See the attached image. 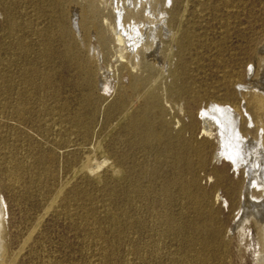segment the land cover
I'll list each match as a JSON object with an SVG mask.
<instances>
[{"label": "rangeland", "instance_id": "obj_1", "mask_svg": "<svg viewBox=\"0 0 264 264\" xmlns=\"http://www.w3.org/2000/svg\"><path fill=\"white\" fill-rule=\"evenodd\" d=\"M11 2L18 35L37 61L29 86L17 64L2 65L9 41L17 50L20 41L8 34ZM73 2L82 0H0L4 264H256L254 229L240 245L235 227L246 173L215 156L219 141L204 136L199 114L211 101L241 103L247 91L238 86L259 65L264 0H173L172 42L157 31L168 67L106 56L110 93L86 51L95 37L82 41L70 24ZM88 155L109 161L83 172Z\"/></svg>", "mask_w": 264, "mask_h": 264}, {"label": "bare ground", "instance_id": "obj_2", "mask_svg": "<svg viewBox=\"0 0 264 264\" xmlns=\"http://www.w3.org/2000/svg\"><path fill=\"white\" fill-rule=\"evenodd\" d=\"M172 2L173 0H82L81 4L77 2L76 3L73 2L72 4L68 3L70 4V8H69L70 19H71L70 24L72 23V26H73L72 28H74L77 34L81 36V40L84 41L87 35L91 34L95 37L97 41V45H92L93 43L87 45L86 51L92 54V58H93L92 63L97 64V66L99 67L98 70H100V72L102 71L101 75L98 72L100 75L99 84L101 85L102 89L109 92L113 88L112 83L107 80L109 78L108 77L109 74L108 72H106V66L104 65V57L106 56H111L112 58H114V60L112 61H115L117 63L122 64L125 61L126 66H129V64H133V62L136 64V66H139L140 60L144 59L145 61L148 62L147 64L149 67L163 65V68H164V66L166 65L165 63L167 61L164 62L163 60L164 58L162 57L163 59H161L160 57L161 55L158 54L159 46L162 44L160 42L161 39L158 36L157 31L160 29L162 31L161 33H163L162 35L166 38H169V41L172 42V36H171L172 32L170 29V19H169V14L171 11L170 5ZM5 10L7 12V15L10 18V25L8 26V34L10 37L14 35L17 36L20 41H17L16 43L18 50L14 49L15 43H13L12 41H9V44H8V50H9V60L8 61L9 62H2V65H4L7 68H12L18 65L19 70L21 71L20 76H22L23 78L22 82L24 83V85L25 86L33 85L35 83L34 77L37 76V74L39 73L38 68L35 66L36 65L35 63H37V61L30 54L29 48L25 46L26 44L24 43V41H22L23 38L18 35V32L20 31L22 27H21V24H19V22L17 21V17L15 19V16L17 14L15 3L11 2L8 5V7H6ZM52 18H54L53 15H52ZM178 20L180 21V19ZM78 37H77V40H78ZM174 43H176V41ZM80 46H83V44ZM173 48H175V46ZM259 52H260V57L258 60L259 65H258L257 73H256L255 68H250L249 73H248L249 75L248 83L241 84L238 86L242 90L247 91L246 94L242 97L241 103L239 104L238 103L239 101H238L237 103L239 105H236L235 107L234 106L231 107L232 103L231 105H229L228 103L229 105L228 106V105H224L225 103L218 104V103H214L213 101H211L212 103L209 106L207 104L208 106L207 108L205 109L202 108L203 110L201 111V114L199 115H201V118L203 119L202 122H204L202 123L204 124V132L206 133V135L203 133L204 136H207V135L208 137L215 136V138H217L219 141V142H216L214 141L215 139L213 140L214 143L216 144L219 143L218 145L219 149H217L218 151H216L217 153L216 155L215 154L214 155L217 158H221L225 156L226 158L232 161V163L237 169L242 167L244 169L243 170L244 173H246L245 176H246L247 184H245L246 190H245V198H243L244 203L242 205L240 217L237 220L235 227L236 229H240L241 231L240 245H243V242L246 240V234H248L247 229L249 232L253 231L251 229H254L255 232L254 231L253 232L255 233V243L253 244L255 245L253 246V248L255 250V256H256L255 263L264 264V42L261 43L259 47ZM159 71H161L160 68H159ZM9 74L11 75L10 77H12L13 73L10 72ZM1 75L3 74H0V77ZM88 77L90 80L89 84L92 85L93 81H92L91 75L88 74ZM0 80L2 81V78H0ZM113 82L115 81L113 80ZM151 84H153V82ZM12 87H13V82L11 81L8 83L6 88L7 90H11ZM163 88H164V85H163ZM31 96H34V95H31ZM139 97H137V99H139ZM123 114L121 116H123ZM244 120H246V126H247L246 129L243 127ZM209 140L211 139L209 138ZM157 153H159V151ZM91 155H88L86 163L82 166L81 170L83 172H89L91 174H94L100 169H102L103 166H106L109 160H103L104 159L103 158L102 161H97L95 158L91 157ZM121 163L123 164V162ZM251 188H254L258 193H256V195H254L255 193L252 194L250 192ZM5 206H6L5 202L2 199H0V264L5 263L4 259L6 257L5 256L6 255L5 245H6L7 236L5 233L6 232V228H5V209L6 207ZM148 212H151V210ZM245 223H250L248 228H246Z\"/></svg>", "mask_w": 264, "mask_h": 264}]
</instances>
